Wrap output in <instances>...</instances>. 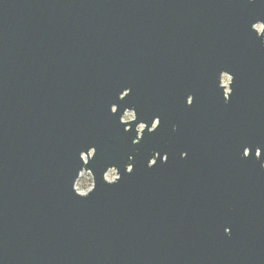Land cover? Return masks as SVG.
I'll return each mask as SVG.
<instances>
[{
  "label": "water",
  "instance_id": "1",
  "mask_svg": "<svg viewBox=\"0 0 264 264\" xmlns=\"http://www.w3.org/2000/svg\"><path fill=\"white\" fill-rule=\"evenodd\" d=\"M0 264H264V0H0Z\"/></svg>",
  "mask_w": 264,
  "mask_h": 264
},
{
  "label": "clouds",
  "instance_id": "2",
  "mask_svg": "<svg viewBox=\"0 0 264 264\" xmlns=\"http://www.w3.org/2000/svg\"><path fill=\"white\" fill-rule=\"evenodd\" d=\"M129 94H131L130 92H128V93H126V95H129ZM113 111H115V109H113ZM123 121L124 122H134V121H136L137 120V114H136V112H135V110H127L126 111V114L123 116ZM161 123H162V120H161V118L159 117V116H156L154 119H153V122H152V124H151V127H148V124H147V122H140L139 124H138V131H139V133L141 134V136H140V138L139 139H133V144H140L141 143V141L144 139V137H143V134L146 132V130H147V132H149V133H155L158 129H159V127L161 126ZM131 129L130 128H125V131H130ZM173 130L175 131V130H178V125H174L173 126ZM160 152L159 151H157V152H155L152 156H151V158L148 160V161H150V163H147V166L148 167H154V166H156V164H157V161H156V159H154L155 157H157V155L159 154ZM187 156H188V153L185 151V152H182L181 153V157L182 158H187ZM163 160L165 161V162H167V160H168V154L167 153H165V154H163ZM134 170H135V156H129V163H128V166H127V172H128V174H131V173H133L134 172ZM107 181H109V182H113V183H115V182H118L119 181V179H121L122 177H118V174H117V169L115 168V167H113L108 173H107ZM88 183H89V185H91L92 184V179H91V177H89V181H88ZM81 186L80 185H77V188L79 189ZM90 191H94V188H91L90 189ZM90 191L88 192V193H86V195L87 194H90ZM79 194V193H78ZM226 234H228V235H231V231L230 232H228V233H226Z\"/></svg>",
  "mask_w": 264,
  "mask_h": 264
},
{
  "label": "rangeland",
  "instance_id": "3",
  "mask_svg": "<svg viewBox=\"0 0 264 264\" xmlns=\"http://www.w3.org/2000/svg\"><path fill=\"white\" fill-rule=\"evenodd\" d=\"M258 29L261 31L262 27L258 26ZM230 80H231V78L228 75H224L223 76V84L225 86H227V91H229L228 87H229ZM117 174H118V172H117ZM89 177H91V179H92V184L91 185H89V183H88ZM106 177H107V175H106ZM77 185H80L81 187L78 189ZM77 185H76L77 191L82 193V194H86L88 191H90V189L93 188V186H94V181H93V177H92L91 173L83 171L82 174H81L80 179L77 182Z\"/></svg>",
  "mask_w": 264,
  "mask_h": 264
}]
</instances>
